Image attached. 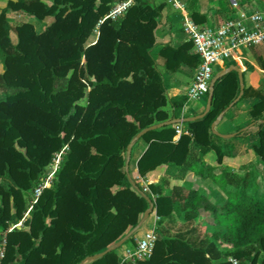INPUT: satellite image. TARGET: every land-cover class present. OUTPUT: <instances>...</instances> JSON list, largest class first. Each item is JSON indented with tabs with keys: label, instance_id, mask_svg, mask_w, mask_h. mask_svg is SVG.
I'll list each match as a JSON object with an SVG mask.
<instances>
[{
	"label": "trees",
	"instance_id": "obj_1",
	"mask_svg": "<svg viewBox=\"0 0 264 264\" xmlns=\"http://www.w3.org/2000/svg\"><path fill=\"white\" fill-rule=\"evenodd\" d=\"M117 1L6 0L0 7L5 64L0 72V243L5 241L0 264H81L133 230L150 202L158 220L176 214L191 221L203 208L215 228L194 236L156 229L150 258H124L118 250L137 245L141 226L120 247L84 264H232L229 256L240 264H264V182L257 175L247 179L218 171L205 158L215 151L217 161L223 160L213 140L223 137L211 125L240 94L237 71L215 82L203 117L146 131L132 147L127 169L131 140L145 128L180 119L188 102L187 93L169 94L157 55L173 72L184 65L195 71L200 57L190 38L178 47L165 43L153 53L163 5L150 0H136L119 19L100 23ZM8 12L52 20L40 31L33 22L20 21L14 42ZM191 18L199 25L205 21L198 10ZM96 29L98 38L89 43ZM243 76L240 100L256 98L250 114L257 129L239 128L234 137L252 138L250 146L264 162V94L247 87ZM183 123L187 131L176 138ZM141 141L146 148L133 177L130 166ZM60 152L59 169L35 199ZM164 165L175 166L176 179L191 171L213 179L225 199L214 202L186 181L166 194L165 177L148 183L146 191L142 178ZM19 222L23 227H13Z\"/></svg>",
	"mask_w": 264,
	"mask_h": 264
},
{
	"label": "crops",
	"instance_id": "obj_2",
	"mask_svg": "<svg viewBox=\"0 0 264 264\" xmlns=\"http://www.w3.org/2000/svg\"><path fill=\"white\" fill-rule=\"evenodd\" d=\"M150 1L155 2L157 5H163L161 21L155 31L156 42H157V46L155 47V50L157 52L158 49L165 43L171 44L173 47H178L187 39H189L187 32L184 30V17L187 13L191 15V12L193 10H198L201 14L205 15V21L203 25L216 26L221 24L225 19H227L229 14L232 12L234 2H238L243 5H250L249 3L253 2L254 0H246L247 2H245V0H181L182 3L185 4L187 7V11H185L187 13L173 7L166 0H150ZM157 60L159 62V68L161 69L164 63V59L157 55ZM239 62H241L240 64L242 65V67L240 68L242 69L243 74H245L246 86L247 87L251 86L256 90H260L261 93L264 94V68L261 65V63L264 62V43L249 48V50L247 51H244L243 58ZM239 62H237L236 64H238ZM221 69L223 68L218 67V71ZM188 70L189 67L184 65L181 67V69H179L176 73H174V75L171 76H168V74H166L165 71L162 70L164 73V77L165 75L169 77L168 80L165 77V80L168 85V92L170 95H177L187 92L189 83L191 82L194 75L193 73L192 77L191 76L187 77L186 75L183 74V72H187ZM182 90L185 91L182 92ZM255 100L256 98L254 96H247L242 100H240L237 107L234 110L228 112L227 114L225 113L223 115L221 121L216 126V130L224 134L235 133L239 128L248 129L249 131H252L250 128L255 125L252 124L254 118L250 114V110ZM190 103L191 101H188L187 104L185 105L183 116L181 118L195 116L197 114H201L205 110L206 105L204 107V105H200V104L190 105ZM182 129L184 130V132L187 131V123L182 124ZM229 138H234V136ZM145 148L146 146L142 150L139 149L137 150V152H135V160L133 161V164H131L130 166L133 177H138L137 160L142 154V152L145 150ZM208 154L205 156L206 160L211 165L216 166L218 171H222L220 170L221 165L215 164L213 162L214 157H211L209 159L207 157ZM175 173H176V168L174 165H164L154 171L149 172L146 178H142V181L145 184L148 183L157 184L159 183L161 178L163 177L168 178L169 179L168 185L163 187L164 192L166 194L171 193L172 188L175 185H181L186 181L189 184H192L194 188H199L203 193L208 195L212 201L214 200L219 185L213 179L199 177L195 172L191 171L188 173L186 178L182 180V179L174 178ZM156 215H157L156 210L153 209L150 216L148 217L149 225H151L152 221L153 222L155 221ZM210 215L211 213L209 211H206L205 209L202 208L199 210L198 216L195 219L191 220V222L196 224L201 221H206V219ZM173 216H176V214H174ZM170 218L171 217L164 218L163 220L166 221ZM148 220H145L143 225ZM155 223L157 222L155 221ZM149 228H151V226L148 227L147 229ZM145 231H140L139 233L137 232L136 239L140 238ZM131 249H132L131 245L126 244L121 249L118 250V253L124 258H130L129 254H131Z\"/></svg>",
	"mask_w": 264,
	"mask_h": 264
},
{
	"label": "built area",
	"instance_id": "obj_3",
	"mask_svg": "<svg viewBox=\"0 0 264 264\" xmlns=\"http://www.w3.org/2000/svg\"><path fill=\"white\" fill-rule=\"evenodd\" d=\"M136 0L117 1L108 14L100 21L106 19L117 20L122 17L126 11L133 6ZM173 7L187 11V7L181 0H166ZM187 13V12H185ZM184 30L194 43V50L200 57V62L194 71L193 78L189 83L187 95L188 101H194L207 96L210 93L211 83L218 72V67L227 68L226 60L233 63L239 62L243 58V49H249L264 43V5L256 7L253 5H243L238 2L233 3L232 12L221 24L199 25L194 22L188 13L184 17ZM97 32L98 29H97ZM179 137L183 133L182 125L177 127ZM62 152L56 155L51 174L59 169ZM52 181V178H51ZM42 182L34 191L35 199L40 195L42 189L48 186L49 182ZM145 190L149 187L145 184ZM35 201V200H34ZM157 222L159 217L155 216ZM19 222L15 226H19ZM147 229L143 235L136 239L137 245L134 252L129 257L135 256V259H147L153 253L157 241V227ZM4 244L0 251V256L4 252ZM232 264H240L239 260L233 256L228 257Z\"/></svg>",
	"mask_w": 264,
	"mask_h": 264
},
{
	"label": "rangeland",
	"instance_id": "obj_4",
	"mask_svg": "<svg viewBox=\"0 0 264 264\" xmlns=\"http://www.w3.org/2000/svg\"><path fill=\"white\" fill-rule=\"evenodd\" d=\"M45 1L47 3H51V0H45ZM245 2L247 1L245 0ZM5 3H6V0H0V7L4 6ZM249 4H253V6H256V7H261L264 4V0H257V1L254 0L253 2H250ZM24 20L33 22L35 24L36 29L40 31L45 28L46 23L52 20V17H47L44 21L39 22L36 19L25 16L23 14H15L13 12H8L6 25L8 29L10 30L9 34H10L11 39L14 42L17 41L16 25L20 21H24ZM98 35H99V32H97V29H96L91 35V37L89 38L88 42L89 43L95 42L96 39L98 38ZM247 50L249 49H243V51H247ZM153 53L156 55L157 54L156 50H154ZM229 62L231 61L226 60V64H228ZM240 63L241 62L235 65L242 67ZM4 67H5L4 56L2 52L0 51V72L3 71ZM161 69L164 70L165 73L168 74V76L174 75V73H176V72L166 71L163 65ZM187 72H183V74L186 75L187 77H190V76L192 77L194 70L189 68ZM168 76L165 75L167 80L169 79ZM184 91L185 90H182V92ZM207 100H208L207 96H205L201 99L191 101L190 105L200 104V105H204L205 107V105L207 106ZM205 110H206V107H205ZM250 129L254 131L257 129V127L253 126ZM213 140L220 146L222 152L224 153L223 160L220 163L217 161V154L215 153V151L214 152L212 151L210 154H208L207 157L209 159L211 157H214L215 160L213 159V162L215 164L221 165L220 170L228 171L231 174H234L238 177L246 176L247 179L251 178L253 175H257L258 181L261 184L264 182V162L261 160V157L258 156L255 153V151L252 149V147L250 146L252 138H249L247 136H240V137H234V138H222V139L215 137L213 138ZM144 147H145V143L141 141L139 145L135 148L136 151L134 150L131 164H133V161L135 160V152H137V150L139 149L142 150ZM52 167L53 165L50 167L49 172L43 178L42 182H46L47 180L51 181V178L53 179L52 177L53 175L51 174ZM50 184L51 182H49L48 186ZM217 190H218L217 194L214 197L213 201L217 203H222L226 195L224 191L221 189V187L217 188ZM212 218H213L212 215H210L206 219V221H201L195 224V223H192L191 221L190 222L186 221L183 215L182 216L176 215V216H172L170 219L166 221L163 219L158 220L156 223V227H157V230H160L166 235H171V236L182 235V234H184L185 236L203 235L204 233H211L214 230L215 225L213 223ZM148 219L149 218H147V220ZM148 223H149V220L141 227L138 233L140 231H145L150 226L153 227L154 226L153 224L155 223V221L154 222L152 221L151 225H149ZM19 226L23 227V223H20ZM2 247H3V243H0V251ZM134 247H136V245L131 246L132 248L131 253L134 252V249H135ZM126 253H129V252H126ZM130 258L135 259V256H132Z\"/></svg>",
	"mask_w": 264,
	"mask_h": 264
},
{
	"label": "water",
	"instance_id": "obj_5",
	"mask_svg": "<svg viewBox=\"0 0 264 264\" xmlns=\"http://www.w3.org/2000/svg\"><path fill=\"white\" fill-rule=\"evenodd\" d=\"M232 70H235L238 72L239 74V80H240V94L238 95V97L226 108L225 111L221 112L218 117L215 119V121L212 123L211 125V128L213 130L214 133H216L217 135L223 137V138H229V137H233L235 135V133H229V134H224V133H220L216 130V126L219 124V122L221 121L223 115L225 114L226 111H228L233 105L235 102H238L244 92V88H245V85H244V76H243V71L242 69L237 66V65H230L229 67L227 68H224V69H221L219 70L213 80H212V83H211V89H210V96L207 100V106H206V110L201 113V114H197L195 116H191V117H187V118H180V119H171V120H168L164 123H159V124H155V125H152L151 127L149 128H145L144 130H142L141 132H139L130 142V144L128 145V149H127V169H128V165H129V160H130V157H131V152H132V147L134 146L135 142L146 132L148 131L149 129H155L157 127H160L162 126L163 124H171V123H176V122H187V121H191V120H195V119H198V118H201L203 117L208 111L209 109L211 108V96L213 94V91H214V85H215V82L220 78L222 77L224 74H226L227 72L229 71H232ZM154 209V204L152 202H150V205L149 207L147 208V210L145 211L144 213V216L143 218L141 219V221L139 222V224L133 229L131 230L126 236H124L123 238H121L119 241H117L116 243H114L112 246H110L107 250H105L104 252H101V253H98L96 255H93V256H90L88 257L86 260H83V262L81 264H84L87 260H93V259H96L98 257H100L101 255H103L104 253H106L107 251L111 250V249H115V248H118L120 247L125 241L126 239L128 238V236L132 233H134L135 231H137L144 223L145 220H147V218L150 216L151 212L153 211Z\"/></svg>",
	"mask_w": 264,
	"mask_h": 264
}]
</instances>
